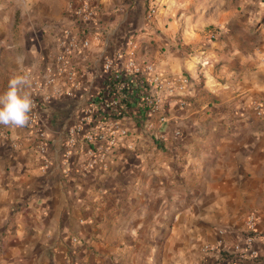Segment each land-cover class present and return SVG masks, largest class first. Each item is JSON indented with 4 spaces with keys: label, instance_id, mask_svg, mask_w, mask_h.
Instances as JSON below:
<instances>
[{
    "label": "crops",
    "instance_id": "1",
    "mask_svg": "<svg viewBox=\"0 0 264 264\" xmlns=\"http://www.w3.org/2000/svg\"><path fill=\"white\" fill-rule=\"evenodd\" d=\"M81 2L0 0V94L23 74L18 57L32 86L56 68ZM189 2L91 0L100 40L72 55L80 85L43 103L36 125H0V264H227L249 213L257 255L240 264H264V38L253 48ZM129 39L159 74L189 82L166 97L159 140L129 112L106 165L83 168L87 144L64 156L68 129L103 88L104 58ZM218 229L222 252L204 251Z\"/></svg>",
    "mask_w": 264,
    "mask_h": 264
},
{
    "label": "built area",
    "instance_id": "2",
    "mask_svg": "<svg viewBox=\"0 0 264 264\" xmlns=\"http://www.w3.org/2000/svg\"><path fill=\"white\" fill-rule=\"evenodd\" d=\"M73 15L77 21V30L74 31L71 27L64 29L60 40L61 50L55 55L56 68L47 67L41 77L33 83L31 95L34 108L29 125L38 123L43 103L49 102L61 92L71 95L75 87L80 85L79 72L72 61V55L89 50L94 41L100 40L98 29L94 27L98 22L91 0H82L74 9ZM102 68L106 73L104 86L77 114L74 124L68 129L64 149V156L69 159L74 147L79 145V150L84 151V145L87 144L88 149L84 152L86 159L79 163L87 169L99 163L105 166L107 158L119 141L128 136L130 131L122 119L129 112L136 113L138 118L142 117L144 127L147 130L153 129L152 134L159 140L160 127L167 118L164 109L166 97L172 94L175 86V90H183L189 82L187 77L181 76L176 85L170 78L159 74L152 60L138 56L133 39L127 40L125 48L118 50L114 57H105ZM60 76L62 77L59 78ZM58 79L68 83L67 87L53 88L59 87L56 84ZM256 114L262 115L260 108L256 109ZM40 144V149L44 151V143ZM245 225L243 239L225 250L224 260L227 264H240L246 256L257 255L253 246L256 231L254 213L248 214ZM217 233V242L204 244V251L222 252L225 230L218 229Z\"/></svg>",
    "mask_w": 264,
    "mask_h": 264
},
{
    "label": "rangeland",
    "instance_id": "3",
    "mask_svg": "<svg viewBox=\"0 0 264 264\" xmlns=\"http://www.w3.org/2000/svg\"><path fill=\"white\" fill-rule=\"evenodd\" d=\"M189 6H202L203 17L211 21L210 25L216 30L219 26L238 27L241 37L249 39L253 48L259 49L258 41L264 38V0H190ZM149 16L145 13L141 19L149 20ZM212 32L216 33L215 29Z\"/></svg>",
    "mask_w": 264,
    "mask_h": 264
},
{
    "label": "clouds",
    "instance_id": "4",
    "mask_svg": "<svg viewBox=\"0 0 264 264\" xmlns=\"http://www.w3.org/2000/svg\"><path fill=\"white\" fill-rule=\"evenodd\" d=\"M17 64L23 74H13L6 91L0 94V125L23 128L30 122L34 101L29 91L32 88L31 76L22 67L23 57L17 58Z\"/></svg>",
    "mask_w": 264,
    "mask_h": 264
}]
</instances>
